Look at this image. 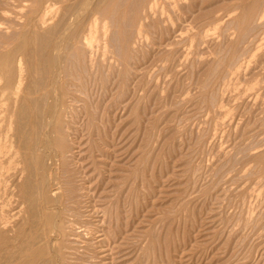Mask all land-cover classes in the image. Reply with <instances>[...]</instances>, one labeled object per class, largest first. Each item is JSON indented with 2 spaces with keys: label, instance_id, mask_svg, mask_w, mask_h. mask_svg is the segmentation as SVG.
<instances>
[{
  "label": "rangeland",
  "instance_id": "374dc122",
  "mask_svg": "<svg viewBox=\"0 0 264 264\" xmlns=\"http://www.w3.org/2000/svg\"><path fill=\"white\" fill-rule=\"evenodd\" d=\"M43 1L19 0V5L27 11V22L15 20L20 21L17 34L5 30L6 25L1 26L0 43L4 49L0 51V73L4 72V76L0 86L7 88L6 93L13 87V63L17 56L25 54L29 64L42 58L35 53L31 32ZM140 1L125 0L122 5L120 0H112L99 14L110 18L116 4L122 6L113 18L120 29L117 28L118 42L115 40L113 44L114 58L103 55L100 45L98 50L93 48L94 55L91 53L95 61L101 60L106 65L111 62L120 70L117 76L115 72L119 71L113 68L112 80L106 76L111 80L109 84L103 70L96 78L90 76L89 82V76L83 73L82 51L68 52L67 71L83 76L91 96L86 112L83 111L76 125L82 142L78 158L83 153L85 174L94 177V203L103 222L99 224L103 230L99 248L84 245L83 251L89 248L91 255L86 251L87 254L81 253L75 256L77 260L71 261L77 264H264V0H171L177 8L170 1L159 0L158 9L153 10L149 20H140L143 6H139L144 3L150 6V0ZM70 3L74 7L82 5L81 0ZM178 3L182 4L181 10ZM123 9L130 13L128 17L133 13L130 20L127 15L123 17ZM156 10L164 14L157 15ZM259 11L261 17L254 22L260 16ZM94 13L89 7L76 21L70 38L90 27L98 17ZM235 14L240 16L239 20L228 27ZM53 19L56 22L57 16ZM143 21L144 34L138 36L136 32ZM129 37L134 39L129 41ZM132 45L134 49L140 46L138 54L133 49L135 57ZM118 51L120 59L115 57ZM136 88L137 92L140 90L139 98ZM124 97L125 100L128 97V102ZM134 97L139 100L135 101ZM3 101H0V141L12 109L19 107L13 101ZM122 102L124 106L127 104L125 109ZM3 103H7L6 108ZM61 118V126L70 120ZM90 119H94L92 124ZM63 131H59L54 144H59ZM19 170L4 175V180H10L6 184L11 192L20 190L26 180V172L23 177ZM71 179L76 180L74 185L78 184L77 179ZM15 180L21 181L20 186ZM14 199L10 198L13 208L8 210L7 206V212L22 200L21 196ZM56 208L63 211L62 205ZM15 211L18 210L10 214ZM28 219L23 213L19 220H13L28 232L33 229ZM13 229L8 232L14 234L7 232L10 238L18 234L17 228ZM5 247L1 244L0 251ZM59 262L55 260L53 264H62Z\"/></svg>",
  "mask_w": 264,
  "mask_h": 264
},
{
  "label": "bare ground",
  "instance_id": "6f19581e",
  "mask_svg": "<svg viewBox=\"0 0 264 264\" xmlns=\"http://www.w3.org/2000/svg\"><path fill=\"white\" fill-rule=\"evenodd\" d=\"M48 1L49 0L46 1L44 0L43 3L41 4V7L39 6L40 10H37L38 13L36 18L37 21L34 24H32L33 30L31 32V34L33 33L32 41L35 45V49H34L35 53L36 55L38 53V56L41 55L42 58L39 57L38 60L31 61L29 64L27 61L28 57L26 58L25 54L17 56L13 63L15 79L12 90L10 91V93H6L7 88L5 89L3 86H0V101L3 100L13 101V103L16 106L19 105L18 108L15 107L17 108L16 110L12 109V112L10 113L9 116V121L7 123L6 132L3 135L2 140L0 141V194L2 195V197L0 195V198L2 199L0 201L1 203L0 204V242H1L0 247L1 244L2 246H6L4 248L5 251L4 250L0 251V264H53L55 260H57L58 262L59 261L62 262V264H77L72 262L71 260L74 259L77 260L76 258L78 257L75 258V256H78L81 253L87 254L88 252L87 250L89 248L84 249L87 251L84 252L83 251L84 245H86V247L89 245L90 247L97 246L98 249L100 246L99 244L102 243L100 237L102 235L101 232H103V230L101 229V226L99 224L103 222L99 216V210L94 203V193L96 190L94 189L96 186L95 187L92 186L94 177H92L91 174L90 176H87L85 174V166L83 165L82 162L83 153L80 159L78 158L80 154V150L78 149L79 146L82 147V142L79 140L77 136L80 133V131L78 130V127L76 125L79 123L78 121L79 118L81 120V116L83 115L82 113L83 111H85V108H87L86 105L88 103V100H90L91 96H89V89L87 88L85 83H83L84 80L83 76L82 75L74 76L71 73L69 74V71H67L66 69L67 68L66 65L68 64V62H70L68 61L70 55V53L68 52L70 51L72 54V50L74 51L75 49H80L82 51V55H83L82 57L84 58L83 64L85 63L86 65V66L84 65L85 71H83V73L85 72V76H89L88 81L90 82V76H94L96 78L97 74H99V71L103 70L104 73L106 72L104 74L105 81H107L106 83L109 84V81L112 80L110 76L114 75L113 68L117 69L118 67L117 68L113 67L111 62L108 63V65H106L105 63H101L103 62L101 60L100 63L95 61L94 58L91 56L92 55L91 53H93L94 55L95 52H92L93 48L95 50V47H97L98 50V46L100 45L102 48L101 52H103L102 53L103 55H108V56L110 55L109 57L110 59L114 58V50L116 49V47L113 44L115 43L116 40V35L118 33L117 28L119 27V23L118 21L114 22L113 18L116 17V12L121 4L119 6L118 4H116L110 18L109 17L103 18L102 16L100 17L99 14L101 11H103V8L106 7V5L110 4L112 0H81L82 5L80 7L77 6L74 7V5L70 3V0H51V3L49 2L50 4L46 5ZM166 1L171 2V0H166ZM176 1L178 0H175V2ZM120 2L123 5L125 0H120ZM141 2H143V0H141L140 3ZM149 2H150V6L148 4L144 5L145 4L144 2H143L144 4L139 6V7L143 6L142 7L143 14L140 20H149L150 14L153 13L152 15H154L153 10H155V8L157 7L159 0H150ZM190 2L187 1V3ZM179 4L180 3H178V6ZM130 5L129 7H127L128 10H130L129 9ZM171 5L173 6V3ZM25 6L27 5L25 4ZM176 6L174 4L173 7ZM181 6L182 4H180L179 8ZM89 7L96 12L94 14H98V17H95L93 19L95 21L90 25L88 29L84 28L85 32L82 33L79 32L80 35L70 38L71 34L72 36L74 35V33L72 32L75 27L76 21L79 20L80 17L86 13ZM169 7H171L170 4ZM120 8H122V6H120ZM179 8L178 10H181V8L180 9ZM185 8L187 7L185 6ZM135 9L138 11V6ZM163 9L166 10L164 7ZM132 10L133 8L129 12H132ZM124 11L125 12L123 13L124 14L123 17H126V15L128 17L130 13L126 11V9ZM172 11L175 10L173 9ZM162 13L163 12H159V13L157 12L156 14L157 15L160 14L161 16ZM90 14L91 13H89L88 15L89 17ZM131 14L133 15V13ZM55 15L57 16L56 22L53 19L54 17L56 18ZM263 15L264 14H262V16ZM131 16H129L130 18L128 17L129 20L132 18ZM26 17H27V11L24 9V7H21V5H19V0H0V31H2L1 29L3 28V27L1 28V26L4 25L5 28L6 25L7 28H5V30L8 31L10 30L11 33L17 34V29L18 26L20 25L19 24L20 21L16 22L15 20H26L27 22ZM152 17L154 18V16ZM239 17L240 16H236V14L233 15L231 17L232 21L229 22L228 20L229 22L228 27L229 26L232 27L234 21L239 20L238 19ZM260 17H261V13L260 16L258 15V18L257 17L254 18L255 19L254 22L260 19ZM33 18L32 20H34ZM50 20H52L51 23H49ZM143 23L144 21L142 22V24L139 23L141 24V27ZM139 24L138 26H140ZM129 25H130V21H129ZM235 25H237V23ZM253 25L256 24L254 23ZM123 27L124 25L121 27L122 31H123ZM141 27L136 32L138 33V36L140 34L142 35L144 34L143 33L144 31L142 32L143 27L142 28ZM254 27L255 26H252L253 30L255 29ZM126 28L128 32L129 28L128 27ZM84 29L81 28V30ZM127 32L125 33V35L127 34ZM132 37L133 35H131V38ZM125 38L127 39L126 36ZM133 39L130 40L129 37V41H132ZM117 40L116 42H118ZM7 44L10 45V43ZM3 45L4 44L0 43V51L1 49L2 50L4 49ZM137 48H140V46L135 47V49L133 48V45L131 47V49L136 50L138 54L139 52ZM119 52L120 51L115 53L116 59H120L119 57L120 55L117 57V54ZM134 53L136 52L135 51L133 52V57H135ZM138 56L140 57V55ZM96 58L97 57H95V59ZM122 61H119V63L120 62L122 63ZM236 61L238 60L236 59ZM127 68L128 66L126 67V69ZM78 70H74V72L75 71L81 72ZM128 70L131 69L128 68ZM118 71L119 72H115L117 73L115 74L117 76L120 73V70ZM3 73L4 72L0 73V81L1 79H3L4 76ZM10 74L11 72H7V75ZM126 75L128 76V78L130 77L128 74ZM106 76L111 80L110 79L107 80ZM91 78L92 80H94L93 77ZM129 81L132 84L131 82L132 80ZM1 82H3V80ZM93 83L95 86L96 84L95 81ZM101 83H104V81ZM130 83H127L128 84L127 86H129ZM108 84L106 87H108ZM102 87L104 90L105 86L102 85ZM96 89L97 87L95 88V91ZM133 90L134 89H132V91ZM105 91L107 92V90ZM122 92L123 94L125 93L124 90ZM129 92L131 93V90ZM138 92L136 88V96L138 95ZM91 93L92 90L90 92V95ZM132 96H135V94L133 95V92H132ZM93 97L94 96H92L91 101L93 100ZM128 97L126 98L128 99ZM130 98H129L130 101H132L133 98L132 97ZM138 98L137 101L139 100ZM94 100L96 101L95 98ZM91 103L89 105L90 108H91ZM123 103L124 102H122L121 107L124 106ZM126 105L124 106V109ZM1 106L2 104L0 105V108ZM6 106L7 103L5 105V108ZM92 106L94 107V104ZM2 109L4 110V108ZM116 109L119 110V108ZM95 110L96 112L98 111L97 109ZM113 112L115 113V111ZM121 114L123 116V113ZM63 116L65 118L70 119L66 122L65 126H61V119H62L61 117ZM3 117L5 118V115H3ZM83 117H85V115ZM87 117L88 116H86V118ZM0 119L2 120V117ZM92 120L94 119H90V123ZM85 122L86 120L84 121V123ZM2 123H4V121ZM2 126L3 125H1V127ZM88 126L89 124L87 125V127ZM60 130L61 131L64 130L63 136L61 137L59 144L56 145L54 144V140H56V136L58 135ZM89 131L90 130H88V132ZM5 156L8 157L7 161H4ZM69 166L72 167L70 170H69ZM13 170L14 172L15 170L16 172H18L19 170L20 173H22L21 175L23 177H25L24 174L26 172V180L23 184V187H21L20 190L15 189L21 195L16 194L17 192L15 193V191L11 192L13 190L9 188V185L6 184V182L7 181L9 182L10 180L5 179L6 180L5 181L3 179L5 173L7 174V172ZM72 170H73V175L71 177L70 172ZM52 174L54 175L53 178H52ZM64 174H66V176H64ZM22 176H20V179L22 178ZM10 178L12 181L11 176ZM17 178L19 179V175ZM71 178L77 179L78 184L74 185L73 183L74 179L72 180ZM16 181L17 180H15L14 182L16 183ZM19 182L17 185H19ZM16 187L17 186H15V188ZM93 189L94 192H92ZM16 196H18L19 198L21 196L22 200L21 202H19V204L16 201V204L18 205L14 209H12L13 211L14 210H18V211H15L13 214H10L12 210L10 212H7L5 208H7L8 206V210H9L11 203L10 198L17 199L18 197ZM14 200H12V204L14 203ZM58 205H62L63 207L62 212L57 211L56 207ZM12 206L10 208H13ZM23 213H26L28 215L29 217L28 222L33 228L28 232H25L26 230L23 229L24 226L21 225L22 223L20 224L21 226H17L18 223L16 224V222L13 220L14 218L15 220L17 219L19 220L20 216ZM24 218H22L21 221L24 220ZM14 222L17 227L14 226ZM13 228H17L16 230L18 234L14 238H10L8 236L12 233L14 234V232L12 231V233L10 232L9 234L8 231L14 230ZM7 232L9 235H7ZM53 251H55L54 254L55 257L53 256Z\"/></svg>",
  "mask_w": 264,
  "mask_h": 264
}]
</instances>
